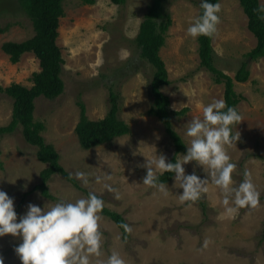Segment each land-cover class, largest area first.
Segmentation results:
<instances>
[{
    "label": "rangeland",
    "instance_id": "1",
    "mask_svg": "<svg viewBox=\"0 0 264 264\" xmlns=\"http://www.w3.org/2000/svg\"><path fill=\"white\" fill-rule=\"evenodd\" d=\"M153 1L126 0L125 4H117L96 0L89 4L84 0H65L57 39L65 58V91L55 99H36L35 119L45 123L43 134L59 151L62 165L73 174L85 172L89 184L83 186L78 180L80 185L102 196L105 206L122 213L132 228L125 240L118 224L101 214L102 256L93 258L92 264H102L113 251L119 252L126 264H264V57L253 60L248 56L257 45L249 19L239 0L219 1L220 23L213 39L216 66L233 78L244 61L249 62L251 69L246 82L234 79L235 90L242 96L238 108L243 120L234 128L240 132V140L228 147L237 164L233 183L238 186L247 170L261 193L256 208L229 213L222 203L221 191L210 178L208 191L201 199L181 203L182 189L173 186V179L164 183L168 188L165 196L145 186L142 177L146 170L136 167L156 154L171 161L176 151L164 122L150 113L154 67L141 58L135 39ZM200 2L163 1L173 22L160 51L172 83L162 90L170 96L173 109L190 107L186 115L173 118V127L187 146L191 138L185 133L190 121L202 119L203 107L213 100H225L226 91L224 83L214 82L213 74L201 67L199 38L187 34L190 22L200 16ZM260 2L264 4V0ZM34 35V24L20 0H0L3 87L13 83L33 85L34 72L41 70L39 58L27 52L13 63L3 44L21 42ZM112 88L120 95L119 117L131 130L100 146L83 148L76 132L81 119L79 101L85 104L89 119H102L112 105ZM12 114L13 99L0 91V126L7 125ZM37 150L26 141L22 127L0 136V189L14 198L18 216L27 211L29 203L51 207L59 197L74 202L87 196L63 175L55 174L49 181L53 198L36 190L17 209L24 193L42 181L41 172L48 165L38 158ZM193 163L185 165L188 173L193 171ZM196 171L201 177L206 176L199 167ZM97 176L101 177L100 183L96 182ZM105 184L117 191H107ZM205 240L209 241L206 248ZM18 243L20 240L10 234L0 237V256L5 264H21L14 252Z\"/></svg>",
    "mask_w": 264,
    "mask_h": 264
},
{
    "label": "clouds",
    "instance_id": "2",
    "mask_svg": "<svg viewBox=\"0 0 264 264\" xmlns=\"http://www.w3.org/2000/svg\"><path fill=\"white\" fill-rule=\"evenodd\" d=\"M202 15L194 18L187 34L193 39L199 36H213L220 23L221 5L201 0ZM243 120L236 108L227 105L223 99L213 100L203 107V118H193L186 129V136L191 138L190 146L182 158L175 162L167 160L163 154L154 155L136 167H143L146 174L142 183L156 189L165 196L168 188L160 180L164 173L173 174V186L182 189L179 195L181 203L196 202L208 191L209 178L222 193V203L231 213L234 210L260 204V191L253 183L251 173L245 170L238 186L233 183V173L237 164L232 161L228 147L237 144L240 132L234 128ZM193 163V171L188 173L185 165ZM197 167L206 176L197 174ZM207 170V172H205ZM134 171V169H130ZM69 178L89 184V177L83 171L69 173ZM108 179H111L109 176ZM101 182V177H96ZM109 192L117 190L110 184L104 185ZM232 207H227L228 205ZM105 207L102 196L89 191L86 197L74 202L59 197L51 207L29 203L27 211L18 216L14 198L0 189V237L10 234L20 243L14 247L21 264H92L93 258L102 256L103 232L101 214ZM124 232L130 234L132 228L122 223ZM205 240L203 247L208 246ZM0 264H5L0 256ZM102 264H126L119 252L113 251Z\"/></svg>",
    "mask_w": 264,
    "mask_h": 264
},
{
    "label": "trees",
    "instance_id": "3",
    "mask_svg": "<svg viewBox=\"0 0 264 264\" xmlns=\"http://www.w3.org/2000/svg\"><path fill=\"white\" fill-rule=\"evenodd\" d=\"M84 1L89 4L96 3V0ZM112 1L117 4L126 3V0ZM163 1H153L151 8L140 24V30L135 39L140 48L141 58L154 67L151 79L154 100L150 113L164 122L167 133L176 147L175 155L171 160V162H175L179 155L186 152L187 144L185 139L174 129L173 118L186 115L190 107H184L181 110L173 109L170 96L162 90L163 86L172 83L160 51L166 43V35L173 22L171 13H168L163 7ZM219 1L210 0L211 3H219ZM239 1L249 19V29L257 38V45L249 52L248 56L253 60H257L264 57V4L260 0ZM20 2L34 24L35 35L21 42L7 41L3 44V50L10 55L13 63H18L22 55L27 52L35 53L40 60L41 70L34 72L31 87L20 83H13L8 87H3L0 84V91L5 92L13 99L12 119L7 125L0 126V136L11 134L22 127L26 141L38 148V158L48 165L41 172L42 181L24 193L17 209H20L25 199L36 190H40L45 196L53 198L49 181L55 174L63 175L80 190L87 194L89 192L80 185L78 180L69 178L70 172L62 165L59 151L53 144L47 142L43 134L46 129L45 123L35 119L36 99L38 97L45 96L55 99L65 91V81L62 77L65 58L61 47L57 43L60 35V20L65 15V0H20ZM200 9V15H202L203 9L201 7ZM214 36L215 34L211 37L203 35L198 37L200 65L213 74L214 82L226 85L225 101L228 106L236 108L240 113L238 105L242 100V96L235 90L234 79L240 82L249 80L251 75L249 62L244 61L242 63L235 78L219 69L215 63ZM119 99L120 95L112 88L110 91L111 108L106 117L99 120L89 119L85 104L83 101H79L81 119L76 127V132L83 148L90 149L100 146L112 141L117 136L130 132V126L119 117ZM0 166H2L1 162ZM172 179V173H164L160 176L163 183H169ZM202 203L205 208V202ZM102 214L118 224L122 229L125 240L130 237L131 233H125L121 227L122 223L129 224L122 213L105 206Z\"/></svg>",
    "mask_w": 264,
    "mask_h": 264
}]
</instances>
